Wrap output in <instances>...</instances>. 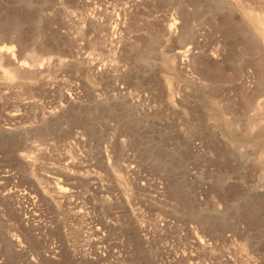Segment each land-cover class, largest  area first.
Listing matches in <instances>:
<instances>
[{
	"label": "rangeland",
	"instance_id": "374dc122",
	"mask_svg": "<svg viewBox=\"0 0 264 264\" xmlns=\"http://www.w3.org/2000/svg\"><path fill=\"white\" fill-rule=\"evenodd\" d=\"M263 10L0 0V261L264 264Z\"/></svg>",
	"mask_w": 264,
	"mask_h": 264
},
{
	"label": "bare ground",
	"instance_id": "6f19581e",
	"mask_svg": "<svg viewBox=\"0 0 264 264\" xmlns=\"http://www.w3.org/2000/svg\"><path fill=\"white\" fill-rule=\"evenodd\" d=\"M255 8V7H254ZM253 9V8H252ZM260 9V8H259ZM255 10V9H254ZM253 11V10H252ZM251 12V11H249ZM253 13V12H252ZM256 13V11H255ZM250 16V13H249ZM251 17L254 19L253 21L256 23L257 28H255V33H253L254 37H255V41H257L260 44H263L264 47V10L263 12H258L257 14L251 15ZM12 48V46H8L5 44L0 45V53L2 52H8L10 51ZM264 49V48H263ZM264 52V51H263ZM263 55V54H262ZM38 61V60H37ZM36 61V62H37ZM21 66L24 65L25 66V62H21L20 64ZM35 65V64H34ZM264 70V69H263ZM264 73V72H263ZM264 77V75H263ZM262 82V81H261ZM262 89V88H261ZM262 95H264V87L262 90ZM63 188V187H61Z\"/></svg>",
	"mask_w": 264,
	"mask_h": 264
},
{
	"label": "built area",
	"instance_id": "2783aa9c",
	"mask_svg": "<svg viewBox=\"0 0 264 264\" xmlns=\"http://www.w3.org/2000/svg\"><path fill=\"white\" fill-rule=\"evenodd\" d=\"M143 180L139 182V186L142 189L149 188V184H155V186L158 188H163V182L161 181L159 176H150L149 178H146V176H143ZM0 264H4L3 261H0Z\"/></svg>",
	"mask_w": 264,
	"mask_h": 264
}]
</instances>
